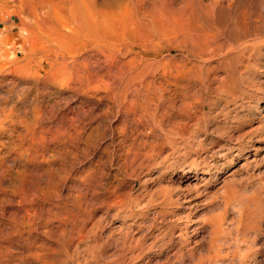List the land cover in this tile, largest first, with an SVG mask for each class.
I'll return each mask as SVG.
<instances>
[{
	"label": "rangeland",
	"instance_id": "obj_1",
	"mask_svg": "<svg viewBox=\"0 0 264 264\" xmlns=\"http://www.w3.org/2000/svg\"><path fill=\"white\" fill-rule=\"evenodd\" d=\"M142 2L0 0V264H264V0Z\"/></svg>",
	"mask_w": 264,
	"mask_h": 264
},
{
	"label": "bare ground",
	"instance_id": "obj_2",
	"mask_svg": "<svg viewBox=\"0 0 264 264\" xmlns=\"http://www.w3.org/2000/svg\"><path fill=\"white\" fill-rule=\"evenodd\" d=\"M30 1H33V0H24V2H30ZM41 1L46 6V8L49 7V9L51 10V11L48 12V17L49 18L52 16L53 18H55V21H57L56 19L61 20V19H59V16L62 17V15H60L62 13L59 10V8H62V6L63 7L65 6V7L68 8L69 16L72 17V18L74 17L77 21H79L78 25H80V23L85 24L90 37L93 38V41L95 39H99V38L100 39L101 38L102 39H107V42H102L104 45L102 46V48H100L101 50H99V51L103 54V56L106 59L112 58L114 60L117 57V54L120 52L118 50V46L119 45L117 43L115 44V43H113L111 41H108V40H110V38H108V37H111V38L115 37L117 39H120L119 38L120 36H125L126 34L131 33V29H133V27L131 28L130 26H132L131 23L134 21V18H135V15H136V10H137V8L139 6L142 5L141 4L142 0H103L104 2H102V3H99L100 0H89L90 2H89L88 5L85 4V0H41ZM143 2H144V0H143ZM145 2H147V0H145ZM36 5H37V3H36ZM31 8H33V7H31ZM46 8H44V9H46ZM140 8H138V9H140ZM144 10H143V13H144ZM41 12H43L42 9H41ZM66 13H67V11H66ZM138 14H139V12H138ZM141 15L144 16L143 14H141ZM141 15H140L139 18H141ZM147 18L149 19L148 16H147ZM222 18H224V16ZM222 18L220 19L221 21L223 20ZM50 20H52V19H50ZM69 20H70V18H69ZM220 20H219V22H221ZM61 21H63V20H61ZM58 23L60 24V22H58ZM137 24H135V26ZM177 24H178V22H177ZM181 24H182L181 25V27H182L184 23L181 22ZM64 25H65V22H64ZM78 27H80V26H78ZM141 27H142V25H141ZM72 32H73V30H72ZM135 36H137V35H135ZM141 37L142 36L140 35V38ZM206 39H208V38H206ZM50 40H52V39H50ZM140 40H143V39L141 38ZM209 41H210V39H209ZM81 44H83V43L81 42ZM93 45L94 46H96V45L99 46L100 43L98 45L97 42H93ZM128 46H130V45H128ZM126 51H129V50H126ZM131 62H133V61H131ZM145 144H147V143H145Z\"/></svg>",
	"mask_w": 264,
	"mask_h": 264
},
{
	"label": "crops",
	"instance_id": "obj_3",
	"mask_svg": "<svg viewBox=\"0 0 264 264\" xmlns=\"http://www.w3.org/2000/svg\"><path fill=\"white\" fill-rule=\"evenodd\" d=\"M8 28V22H6L4 19L0 18V36H6L9 34L10 31L7 30Z\"/></svg>",
	"mask_w": 264,
	"mask_h": 264
}]
</instances>
